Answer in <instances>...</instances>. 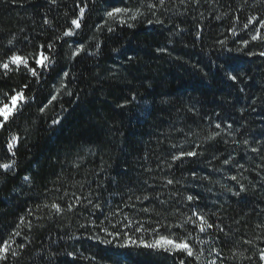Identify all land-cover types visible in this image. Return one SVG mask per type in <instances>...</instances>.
Listing matches in <instances>:
<instances>
[{
  "label": "snow or ice",
  "instance_id": "1",
  "mask_svg": "<svg viewBox=\"0 0 264 264\" xmlns=\"http://www.w3.org/2000/svg\"><path fill=\"white\" fill-rule=\"evenodd\" d=\"M8 2L9 0H0V3ZM95 2L96 0H74L71 15L65 12L68 19L62 26L61 34L36 43L30 52L24 51L31 44L28 36L18 38L13 33L5 40L0 35V40H5V43L0 45V138L3 140L0 146L6 150L4 160H0V178L14 177L18 173L19 148L27 138L22 137L18 130L14 131L13 126L17 125V121L28 109L35 105L39 116L43 118L50 109L59 108V112L50 120V127L55 129L62 127L63 120L66 119V116L60 114L68 112L65 104L79 102V89L70 87L79 77L71 70L70 65L74 67L83 60L96 56L101 50L98 37L88 34V13L92 11ZM204 2L215 3L216 0ZM11 3L17 4L18 0H11ZM45 3L51 10L52 7H59L61 0H45ZM103 3L105 9L100 18L101 22L92 25L96 33H115L117 28L124 27L132 29L141 18L149 26H163L165 21L161 16L172 11L170 5H175L177 0H103ZM178 3L187 8L190 5L198 6L201 0H178ZM248 7H251L252 11L246 14L245 22L240 31H237L240 16L235 13L243 12ZM261 8H264V0H253L251 5L249 0H241L233 13L222 14L231 16V23L226 27L227 35L215 41L221 50L228 53L235 51L247 57L264 58V50H252L253 46H264V14H261ZM222 15H216L215 19L222 20ZM42 26L52 29L53 20L47 13L42 16ZM241 32L248 38L240 36ZM228 35L239 37L232 43L240 46L235 49L229 47ZM196 40H202L199 25L194 33L193 47ZM57 41L62 43L58 44ZM65 45L68 46L67 52L64 51ZM90 45L96 49L95 52L89 51ZM157 52L172 54L167 47H158ZM61 59L67 60L68 63L60 65ZM127 59L131 62L133 57ZM216 59L219 60L220 57L217 56ZM232 59V56H228L216 64L215 60L209 58V67L216 65L215 75H220L230 82L232 87H236L244 83L245 76L230 66ZM196 67L197 65H193V68ZM204 75L207 76L208 73ZM16 77H19L21 82L11 84ZM246 78L251 83L238 88V93L242 94L246 88L255 86L254 77ZM259 92L260 95L250 94L244 97V104L239 103L240 96H237L235 101L224 98L219 107L223 110L225 105L228 106L229 112L226 116L215 110L211 114L200 115L189 108L192 124L196 128L201 127L198 117L199 121L211 122L208 125L210 130L204 133L203 139H193L198 138L200 133L191 127L186 131L184 127L169 126L168 133L162 130L157 138V146L167 142L164 149L166 155H156L155 167L140 164L142 171L136 177L129 175L131 165L125 159L124 164L128 167L116 171L114 176L107 179V183L99 182L92 188L94 181L69 180L63 175L61 165V173L56 174V181H52L53 185L63 181L60 187L49 189L44 185L42 192L35 196L29 195L25 200L24 214L20 215L14 227L7 231L6 238L5 234L0 233V264H16L32 244L24 230L31 233L34 227H47L44 221L56 224L59 231L64 232L70 240L86 239L95 246H104L100 251L110 248L139 249L145 255L157 254L171 258L173 264H264V129L253 133L248 120L253 113L264 115V85L260 86ZM40 95H43V99L37 103ZM65 97L69 99L65 100ZM131 100H135L134 94ZM131 100L124 98V103L118 104L117 107L124 108ZM233 112L239 114L238 118ZM173 132L179 134L182 139L178 138L173 142L170 139ZM229 144L235 146L233 151L239 150L237 154L243 153L241 159L252 161V164L246 167L232 152L226 156L218 154L219 145ZM88 151L91 152V149ZM208 152H211L210 158L206 155ZM75 157L71 166L78 170L84 157L80 156L79 152H76ZM140 159L147 161L148 156ZM213 161H219L221 167H215ZM204 162L210 170L202 175L204 170L200 165ZM186 163L191 166L185 168ZM106 171L101 157L98 171L91 174L98 176ZM177 172L180 173L179 176H176ZM214 173H220L227 182L214 179ZM245 173L255 175L249 177ZM33 179L34 174L22 176L18 186L21 190L12 189L17 198L25 195L22 190L24 186H33ZM124 181L128 182V194L122 195L119 201L114 202L113 207L103 199V194L106 190L119 189ZM2 182L0 179V183ZM65 183L68 187H64ZM70 188H78L79 194L70 191ZM201 188L208 196H205ZM52 192L58 195L49 199V193ZM29 200L32 202L31 207L28 205ZM230 204L237 205L239 216L228 215L229 209L226 205ZM252 217L256 218L254 223L249 222ZM72 218L77 221L82 218L85 221L78 224L77 230H84L80 236L65 232L66 228L71 227L66 221ZM233 225L237 227L234 228ZM241 229H250L252 236L249 237L248 232H242ZM64 235L60 236L61 240ZM48 238L52 239L51 233ZM53 243L56 241L53 240ZM36 255L39 264H57L61 253L45 250ZM63 255L71 260L65 259L60 261V264H78L79 260L98 264V260L111 259V256L98 257V254L85 256L84 252L78 250L64 251ZM31 264L37 262L32 261Z\"/></svg>",
  "mask_w": 264,
  "mask_h": 264
},
{
  "label": "trees",
  "instance_id": "2",
  "mask_svg": "<svg viewBox=\"0 0 264 264\" xmlns=\"http://www.w3.org/2000/svg\"><path fill=\"white\" fill-rule=\"evenodd\" d=\"M240 3L241 0H216L215 3H205L201 0L198 6L190 5L185 8L180 6L177 0L175 5H170L172 11L161 16L165 21L163 26H149L141 18L135 28H117L115 33H96L92 25L101 22L100 18L105 9L103 0H96L92 11L88 13L90 16L88 34H95L98 37L101 50L96 56L87 58L74 67L70 65L71 70L79 77L74 84L70 85L73 89H79V102L65 104L68 112L60 113L66 116L62 127L55 129L50 127L51 117L59 112V108L50 109L41 118L35 105L25 112L24 116L17 121V125L13 126L14 131L18 130L21 136L27 139L19 148L18 173L14 177L0 178L3 180L0 183V233L5 234L6 238L7 231L13 228L18 217L24 214L25 200L29 195L35 196L42 192L44 185H47L49 189L60 187L63 181H58L55 185L52 181H56V174L61 173V165H63V175L69 180L94 181L92 188H95L96 183H107V179L114 176L116 171L128 167L124 164L125 159L131 165L129 175L136 177L142 171L140 164L155 167L156 155L164 153L167 142L157 146V138L162 130L168 133L169 126L184 127L186 131L188 127H191L200 133L198 138L193 139H203L204 133L210 130L208 128L210 121H199L197 117L201 127L196 128L192 124L189 119L192 116V113L188 112L189 108L200 115L211 114L215 110L221 112L222 116H226L229 112L228 106L225 105L223 110L219 107L224 98L235 101L237 96H240L239 103L244 104L246 103L244 97L250 94L260 95L259 88L264 85V58L247 57L235 51L228 53L221 50L215 43L217 39H223L227 35L226 27L231 23V16L222 14L233 13ZM252 3L253 0H249V4ZM73 10L74 0H61L60 6L52 7L51 10L46 6L45 0H18L17 4H12L9 0L8 3H0V35L5 40L9 34L13 33L18 38L28 36L31 44L24 51L30 52L36 43L60 35L62 26L68 19L65 12H68L70 16ZM250 11L252 8L248 7L243 12L235 13L240 16V23L236 26L237 31H240L246 14ZM260 11L264 14V8ZM45 13L53 20L52 29L42 26V16ZM216 15H222V20H216ZM197 25L202 30V40H196L193 47L192 41ZM21 29L24 31L21 32ZM240 36L248 38L243 32ZM238 39L239 37L228 35V46L233 49L239 47V44L232 43ZM5 40H0V45H3ZM158 47H167L172 54L159 53ZM67 48L68 46L65 45V52ZM113 49L120 51L113 52ZM252 50L259 52L264 50V46H253ZM89 51L95 52L96 49L90 45ZM217 56L220 57L219 60L216 59ZM228 56L233 57L230 66L245 76L244 83L236 87H232L230 82L220 75H215L216 65L209 67V58L219 64ZM128 57H133L131 62L128 61ZM59 63L64 65L68 61L61 59ZM193 65L197 67L193 68ZM205 73L208 75L205 76ZM214 75L215 79H213ZM247 76L254 77L255 86L251 89L246 88L242 94L238 93V88L251 83ZM20 82V78L16 77L11 84ZM133 94L135 100H131ZM126 97L131 102L124 108L117 107L118 104L124 103ZM42 99L43 95H40L37 103ZM67 99L69 98L65 97V100ZM257 107L259 110V105ZM233 115L238 118L239 114L233 112ZM248 120L253 133L264 129V115L253 113ZM178 138H180L179 134L171 133L170 139L173 142H176ZM2 143L3 140L0 138V145ZM234 147L231 144L219 145L218 154L226 156L232 152L236 159L245 163L246 167L252 164V161L241 159L243 153L237 154L239 150L233 151ZM89 149L91 152L88 151ZM5 151L0 146V160H4ZM76 152L84 157L78 170L71 166L72 161L76 159ZM145 155L148 156L147 161L140 159ZM206 155L210 158L211 152ZM101 157L107 171L94 176L91 173L98 171ZM213 165L221 167L219 161H213ZM190 166L187 163L184 165L185 168ZM200 167L204 170L202 175L210 170L206 162ZM25 174H34L33 186L31 188L24 186L22 190L25 195L17 198V194L12 189L21 190L18 186ZM179 175L180 173L177 172L176 176ZM213 175L214 179L227 182L220 173ZM245 175L251 177L255 174L245 173ZM244 182L247 183V181ZM127 183L124 181L119 189L106 190L103 199L114 207V202L119 201L122 195L128 194ZM64 187H68V184L65 183ZM69 190L79 194L78 188ZM200 190L208 196L203 188ZM55 195L58 194L49 193L48 198L53 199ZM28 205L32 206L31 200L28 201ZM226 207L229 209V216L240 215L237 205L230 204ZM255 220L256 218L252 217L249 222L254 223ZM84 222L82 218L78 221L76 218L66 221L71 224V227L66 228L65 232L80 236L84 230H77L78 224ZM44 223L47 227H34L31 233L24 230L32 244L16 264H31L32 261L39 264L36 254L45 250L61 253L57 264L65 259L71 260L70 257L66 258L63 252L73 250L84 252L85 256L92 254H98V257L111 256L109 260H98V264H173L171 258L157 254L145 255L139 249L110 248L107 251H100L104 246H95L93 242L86 239L70 240L64 232L59 231L56 224L48 221ZM233 227L237 226L233 225ZM241 231H247L248 236H252L250 229H241ZM49 233L52 239L48 238ZM61 235H64L63 240L60 239ZM53 240L56 243H53ZM225 251L227 252V249ZM113 253H123V255H113ZM78 264H89V262L79 260Z\"/></svg>",
  "mask_w": 264,
  "mask_h": 264
}]
</instances>
